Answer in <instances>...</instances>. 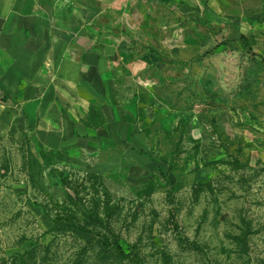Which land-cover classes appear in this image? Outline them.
<instances>
[{"label": "rangeland", "instance_id": "rangeland-1", "mask_svg": "<svg viewBox=\"0 0 264 264\" xmlns=\"http://www.w3.org/2000/svg\"><path fill=\"white\" fill-rule=\"evenodd\" d=\"M194 11L139 75L143 167L89 172L78 148L0 128V264H134L98 238L139 264H264V0Z\"/></svg>", "mask_w": 264, "mask_h": 264}, {"label": "crops", "instance_id": "crops-1", "mask_svg": "<svg viewBox=\"0 0 264 264\" xmlns=\"http://www.w3.org/2000/svg\"><path fill=\"white\" fill-rule=\"evenodd\" d=\"M201 1L0 0V128L30 126L46 150L78 148L89 172L143 167L139 75Z\"/></svg>", "mask_w": 264, "mask_h": 264}, {"label": "trees", "instance_id": "trees-1", "mask_svg": "<svg viewBox=\"0 0 264 264\" xmlns=\"http://www.w3.org/2000/svg\"><path fill=\"white\" fill-rule=\"evenodd\" d=\"M7 99L6 96L3 97V100L5 101ZM52 222V229L53 231H67V232H81L85 234H90L88 230H86L83 227H80L79 225L75 224L74 221L68 217L64 216H56L54 219L51 220ZM97 237H99L97 235ZM99 239V244L101 247H103L105 250H111L113 251L119 258H132L134 264H139V258L137 254L133 251L128 254L124 252L122 247L118 244V242H112L107 241L101 238Z\"/></svg>", "mask_w": 264, "mask_h": 264}]
</instances>
